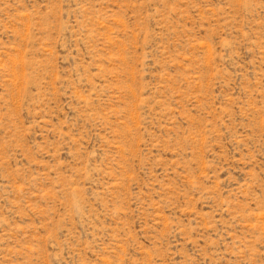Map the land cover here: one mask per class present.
<instances>
[{"label": "rangeland", "instance_id": "rangeland-1", "mask_svg": "<svg viewBox=\"0 0 264 264\" xmlns=\"http://www.w3.org/2000/svg\"><path fill=\"white\" fill-rule=\"evenodd\" d=\"M0 264H264V0H0Z\"/></svg>", "mask_w": 264, "mask_h": 264}]
</instances>
